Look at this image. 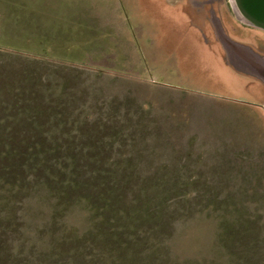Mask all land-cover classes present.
I'll use <instances>...</instances> for the list:
<instances>
[{
	"label": "rangeland",
	"instance_id": "rangeland-1",
	"mask_svg": "<svg viewBox=\"0 0 264 264\" xmlns=\"http://www.w3.org/2000/svg\"><path fill=\"white\" fill-rule=\"evenodd\" d=\"M3 1L0 68L12 70L15 78L35 75L43 99L51 96L55 109L68 106L69 137L92 145L96 141L117 161L135 159L141 174L136 182L157 174L159 181L163 176L170 183L192 184L175 198L211 201L217 214L225 208L231 214L242 209L243 217L264 231L263 127L250 121L251 114H237L219 103L263 100L248 94L246 83L257 82V76L236 66L220 36L235 38L264 56L263 29L244 23L230 0H197L198 10L188 15L197 26L191 33L151 5L146 16L152 31L149 42L160 52L147 55L144 68L137 70L140 74H117L135 69L117 70L107 60L59 58L63 52L57 45L37 42L38 29L23 15L17 19L20 0ZM57 125L54 134H59ZM255 129L258 138L251 140ZM239 132L245 139H233ZM212 229L210 223L192 229L176 243L178 251L203 261L210 255Z\"/></svg>",
	"mask_w": 264,
	"mask_h": 264
},
{
	"label": "trees",
	"instance_id": "trees-1",
	"mask_svg": "<svg viewBox=\"0 0 264 264\" xmlns=\"http://www.w3.org/2000/svg\"><path fill=\"white\" fill-rule=\"evenodd\" d=\"M35 78L0 68V264H264V231L242 209L177 199L192 184L157 174L136 182L135 159L69 137L68 106ZM208 223L210 255L184 257L176 243Z\"/></svg>",
	"mask_w": 264,
	"mask_h": 264
},
{
	"label": "crops",
	"instance_id": "crops-1",
	"mask_svg": "<svg viewBox=\"0 0 264 264\" xmlns=\"http://www.w3.org/2000/svg\"><path fill=\"white\" fill-rule=\"evenodd\" d=\"M151 5L170 16L172 22L182 24L186 31L197 32L195 20L188 18L198 10L197 0H20L16 10L22 12L17 13L18 20L23 15L31 28L38 29L37 36L41 39L37 42L57 45L63 52L59 58L81 63L92 62V59L113 61L112 68L117 70L135 69V72L119 70L117 74H140L137 70L144 68L147 55L160 52L149 42L152 31L146 16ZM113 52L120 55L110 57ZM131 60L133 62L129 63ZM236 66L257 76V82L248 81L245 88L249 86L248 94L263 100L222 99L219 103L225 104L227 109H235L237 114H251L250 121L260 122L258 126L264 130V79L241 64L236 63ZM256 129L250 135L251 140L258 138ZM240 134L233 139H245Z\"/></svg>",
	"mask_w": 264,
	"mask_h": 264
},
{
	"label": "water",
	"instance_id": "water-1",
	"mask_svg": "<svg viewBox=\"0 0 264 264\" xmlns=\"http://www.w3.org/2000/svg\"><path fill=\"white\" fill-rule=\"evenodd\" d=\"M230 2L233 10L244 23L264 30V0H230ZM222 41L230 54L232 49L237 51L231 54L235 57V64H241L264 79V61L249 47L239 46L227 37L222 38Z\"/></svg>",
	"mask_w": 264,
	"mask_h": 264
},
{
	"label": "flooded vegetation",
	"instance_id": "flooded-vegetation-1",
	"mask_svg": "<svg viewBox=\"0 0 264 264\" xmlns=\"http://www.w3.org/2000/svg\"><path fill=\"white\" fill-rule=\"evenodd\" d=\"M217 25V27L218 28H220L219 26H218V24H216ZM221 38H224V37H227V38H229L231 41H233L234 43H238L239 41H237V39H235V38H231V37H228L227 35H223V33H221ZM239 43H242V42H239ZM224 44V43H223ZM245 45H247V44H245ZM226 48V47H225ZM232 49V48H231ZM230 49V50H231ZM226 50H227V52L229 53V51H228V49L226 48ZM251 50L255 53V55H259V56H262V55H260V53H258V52H256V51H254L252 48H251ZM236 50L235 49H232L230 52H231V54L233 53V52H235ZM236 53H237V51H236ZM264 57V56H263ZM260 59H262V58H260ZM262 60H264V59H262ZM253 69H255V67H253Z\"/></svg>",
	"mask_w": 264,
	"mask_h": 264
}]
</instances>
